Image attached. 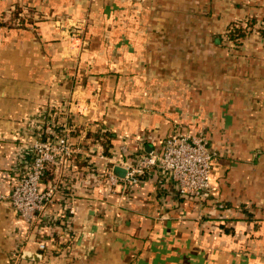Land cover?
Segmentation results:
<instances>
[{
    "label": "crops",
    "instance_id": "0c3cea01",
    "mask_svg": "<svg viewBox=\"0 0 264 264\" xmlns=\"http://www.w3.org/2000/svg\"><path fill=\"white\" fill-rule=\"evenodd\" d=\"M56 114L76 151L30 223L5 195ZM173 131L214 153L203 198L155 167L107 191ZM0 264H264V0H0Z\"/></svg>",
    "mask_w": 264,
    "mask_h": 264
},
{
    "label": "built area",
    "instance_id": "2783aa9c",
    "mask_svg": "<svg viewBox=\"0 0 264 264\" xmlns=\"http://www.w3.org/2000/svg\"><path fill=\"white\" fill-rule=\"evenodd\" d=\"M234 29L232 26L227 30L226 39L234 40L229 35ZM67 105L70 111L76 112L86 108L79 97L71 96ZM54 116L50 115L46 129L40 130L31 140V150L23 160V170L5 195L13 211L30 223L50 222L47 207L56 193L63 190L65 183H60L55 177L49 184H44L46 172L51 167L58 173L71 167L76 151L70 140L66 118L58 122L57 114ZM213 155L204 135L173 131L166 137L160 151L151 149L132 160L115 159L113 162L124 167L125 174L118 176L110 169L103 174V181L107 191L117 186L127 191L141 180L146 171L155 167L172 178L180 195L201 199L211 186ZM38 246L45 248V242L38 241Z\"/></svg>",
    "mask_w": 264,
    "mask_h": 264
},
{
    "label": "water",
    "instance_id": "95a60500",
    "mask_svg": "<svg viewBox=\"0 0 264 264\" xmlns=\"http://www.w3.org/2000/svg\"><path fill=\"white\" fill-rule=\"evenodd\" d=\"M113 172L118 176H123L125 174V168L120 165H115L113 167Z\"/></svg>",
    "mask_w": 264,
    "mask_h": 264
},
{
    "label": "trees",
    "instance_id": "16d2710c",
    "mask_svg": "<svg viewBox=\"0 0 264 264\" xmlns=\"http://www.w3.org/2000/svg\"><path fill=\"white\" fill-rule=\"evenodd\" d=\"M242 34H243V30L241 28H235L234 31L230 32V37L238 38V37L242 36ZM47 172H49V171L47 170Z\"/></svg>",
    "mask_w": 264,
    "mask_h": 264
}]
</instances>
